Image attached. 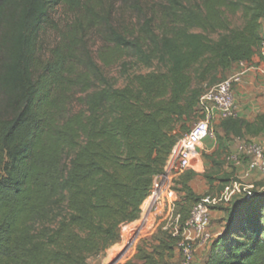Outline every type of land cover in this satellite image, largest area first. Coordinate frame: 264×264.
Returning a JSON list of instances; mask_svg holds the SVG:
<instances>
[{
	"label": "trees",
	"instance_id": "16d2710c",
	"mask_svg": "<svg viewBox=\"0 0 264 264\" xmlns=\"http://www.w3.org/2000/svg\"><path fill=\"white\" fill-rule=\"evenodd\" d=\"M263 15L264 0H0V264H90L118 243L206 89L260 54ZM262 133L264 113L221 119L216 138ZM198 175L173 181L177 232L159 225L126 264H169L207 196ZM231 175L204 177L223 190ZM229 202L202 264H264V191Z\"/></svg>",
	"mask_w": 264,
	"mask_h": 264
},
{
	"label": "built area",
	"instance_id": "2783aa9c",
	"mask_svg": "<svg viewBox=\"0 0 264 264\" xmlns=\"http://www.w3.org/2000/svg\"><path fill=\"white\" fill-rule=\"evenodd\" d=\"M260 22L263 35L260 54L264 58V15ZM236 66L237 71L216 85L207 88L201 97V112L204 117L197 120L191 130L178 141L164 173L155 177L152 194L149 196L155 202L162 201L163 197L172 194L171 189L176 177L188 169L197 171L201 168L202 154L199 146L207 138H216L214 122L218 119L237 117L235 86L241 82L242 76L251 68L247 61H239ZM228 159L238 168L244 167L246 173L257 172L264 175V143L261 140L239 141L235 152ZM210 200V196H205L194 205L191 211V217L186 222L182 233L184 236L181 242L183 259L180 264H194L195 240H199L200 246H205L214 237L211 231ZM226 200H229L228 197Z\"/></svg>",
	"mask_w": 264,
	"mask_h": 264
},
{
	"label": "rangeland",
	"instance_id": "374dc122",
	"mask_svg": "<svg viewBox=\"0 0 264 264\" xmlns=\"http://www.w3.org/2000/svg\"><path fill=\"white\" fill-rule=\"evenodd\" d=\"M119 6V4H118ZM123 11L120 9L117 10L115 19L120 20L123 18V23H126L125 20L129 22L130 18L128 17V14H123V17H119V13H122ZM72 14H63L62 10L59 11L57 15V19H60V23H66L68 21H71L73 18ZM60 16V18H59ZM56 33L50 31L47 39H46V45H51L54 43V40L56 39ZM93 43V49L94 51H98L99 48L102 46V42L99 38L94 37L92 40ZM97 61L99 59L97 58ZM106 73L112 77H114L118 81V85H122L124 82V78L120 76L119 73V67L117 65H112L105 69ZM143 71H146L144 69ZM213 127L215 129V132L217 130V124L214 122ZM217 140V138H215ZM257 140H261L264 143V134L258 137ZM217 146L215 150L212 152L211 156H209V153L203 154V158L208 160L209 157L213 160H215L218 164H215L212 161L203 162L200 171H196L200 175H202L203 179L202 181L206 182L207 192H204L205 195H208L211 197L209 206L210 209H215V206L226 204V206L230 203L228 199H235L242 196L252 195L256 191H264V175L254 172V173H246L245 168L241 167V169H238L234 167L233 163L228 159V157H231L233 153L236 150L238 141L231 140L230 143L225 145V143L221 146H218V142H216ZM207 163V164H206ZM208 167H207V166ZM236 166V165H235ZM224 172H231V181L226 185V187L223 190H219L218 188V182L213 186H210L208 184V180L206 177H204V174L209 173L211 175H215L217 178L222 175ZM175 184L172 185V194L169 196V194L164 198L162 201L155 202L153 198H148L144 203L142 204V214L140 219L126 224L122 227L121 230V240L111 246L104 255L99 256L98 258L92 260L90 264H126L129 259H131L136 252V247L138 243L144 239L149 238L152 236L153 233L156 232L159 225L164 224L166 227H175L174 231L177 232L178 225L177 218L174 217V205L176 200L179 198V194L174 188ZM161 202V203H160ZM160 203V204H159ZM176 218V219H174ZM145 226L139 230L141 225ZM173 223H175L173 225ZM226 213L223 212V214H219L216 217H212L211 220V231L212 234L215 236H218L222 231L224 226L226 225ZM130 227L132 229L131 234L126 237L124 236V228ZM183 236V235H182ZM184 238V236H183ZM183 240V239H182ZM181 240V242H182ZM131 241V245L128 249V251L123 255L117 262L114 260L118 254L127 246V244ZM181 242L179 244V249L176 251L175 256L169 261V264H180L183 255L181 250ZM116 247L118 249H116ZM204 248V246L199 245V240L194 241V253L195 258H197V254L199 253V249ZM117 252V253H116ZM114 258V259H113ZM113 262H111V261ZM114 260V261H113Z\"/></svg>",
	"mask_w": 264,
	"mask_h": 264
},
{
	"label": "crops",
	"instance_id": "0c3cea01",
	"mask_svg": "<svg viewBox=\"0 0 264 264\" xmlns=\"http://www.w3.org/2000/svg\"><path fill=\"white\" fill-rule=\"evenodd\" d=\"M250 66V70L246 72L242 78L241 82L235 86V95H236V102H237V117L246 119L249 121H254L256 117L262 113H264V58L259 54H255L252 58V61L248 63ZM238 70V67H234L233 71H231L230 75ZM220 119L216 121V124H219ZM262 133L261 135H263ZM259 136L252 137L251 139H258ZM249 138V137H248ZM235 141H241L244 139L236 138L233 139ZM231 141V140H230ZM230 141H225V145L227 146ZM217 140L207 138L203 141L199 146V151L202 154V164L203 162L211 161V159H204L203 154L206 153L209 155L216 148ZM219 146V145H218ZM207 164V163H206ZM202 166V165H201ZM207 166V165H206ZM208 167V166H207ZM238 169H241L239 167ZM197 171H200L198 169ZM231 173V172H229ZM202 175H198L196 179L192 182V185L195 191L199 194H203L207 191L206 182L202 181ZM212 217H216L219 214H223V211L219 209L211 210ZM204 248L199 249V253L197 254V258H195L194 264H202V257L203 256Z\"/></svg>",
	"mask_w": 264,
	"mask_h": 264
},
{
	"label": "bare ground",
	"instance_id": "6f19581e",
	"mask_svg": "<svg viewBox=\"0 0 264 264\" xmlns=\"http://www.w3.org/2000/svg\"><path fill=\"white\" fill-rule=\"evenodd\" d=\"M144 224V223H143ZM145 226V224L144 225H141L140 226V228H139V230H141L143 227ZM131 232H132V229L130 228V227H125V229H124V236H126V237H128L130 234H131ZM130 245H131V241L127 244V246H125V248L118 254V256L114 259L116 262L123 256V255H125V253L128 251V249H129V247H130ZM116 249H118L117 247H116ZM117 253V252H116ZM113 260V261H114ZM111 261V260H110ZM112 262V261H111ZM113 263V262H112Z\"/></svg>",
	"mask_w": 264,
	"mask_h": 264
}]
</instances>
